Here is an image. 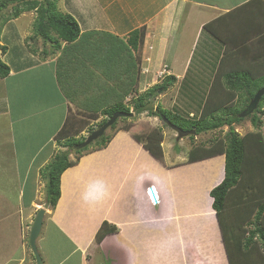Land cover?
<instances>
[{"label": "crops", "instance_id": "obj_1", "mask_svg": "<svg viewBox=\"0 0 264 264\" xmlns=\"http://www.w3.org/2000/svg\"><path fill=\"white\" fill-rule=\"evenodd\" d=\"M59 1L62 11L72 14L79 23L81 34L77 40L67 44L60 39L59 49L51 51L45 45L42 56L36 47L29 50L24 40L31 63L19 68L7 63L10 73L0 79L5 86L0 91V120L6 125L0 130V143L5 146L19 138L17 121L28 118L30 112H44L41 108L45 106L48 110L61 107V119L41 144L44 148L49 143L50 151L40 158L34 175L27 169L20 184L23 205L18 211L26 213L34 203L42 204L37 212L41 207L46 211L37 239L41 264H230L211 195L225 177L224 153L189 161L192 142L186 149V141L176 139L174 146H181L180 151L175 150L177 145L174 152L163 147L161 160L133 137V131L121 128L106 147L87 151L63 172L61 196L51 209L54 216L47 214V181L41 169L59 153L55 134L63 129V119L66 121L72 112L93 115L92 97L97 98L102 89L116 85L128 74H136L139 93L174 75L177 80L168 90H177L178 96L188 78L194 76V87H190H198L202 94L198 117L219 67L237 75L264 74V0ZM141 27L146 32L144 41L134 47L132 33ZM56 64L63 67V72L66 70L62 75L98 73V78L90 80L97 94L84 100L85 92L68 93L63 79L59 80L60 87L55 83L56 91L54 86L51 90L45 88L44 81H50L44 80L48 73L43 74V69ZM163 68L164 75H158ZM96 82H102V87ZM218 86L226 90L224 85ZM130 95L125 103L133 98ZM188 98L194 102L196 97ZM38 100L43 104L34 107ZM63 104L68 108L67 118ZM196 113L192 110L189 115L197 117ZM20 132L34 139L28 131ZM13 153L17 164L9 165L16 170V177L20 165L17 151ZM35 153L42 154L39 149ZM26 185H31L33 193L28 200ZM0 196L1 201H14L5 192ZM15 210L14 206L10 212L15 214ZM15 217L20 215L16 213ZM105 221L117 226L118 232L95 242ZM42 232L53 237L49 248L40 242ZM20 237L22 256L8 260L0 256V264L37 263L29 251L30 244L24 242L29 236L26 239L21 232ZM49 249L55 250L52 258Z\"/></svg>", "mask_w": 264, "mask_h": 264}, {"label": "trees", "instance_id": "obj_2", "mask_svg": "<svg viewBox=\"0 0 264 264\" xmlns=\"http://www.w3.org/2000/svg\"><path fill=\"white\" fill-rule=\"evenodd\" d=\"M57 1L59 0H0V10L12 6V13L8 17H4V20H0V31L8 20L18 17L22 12L37 10L39 15L35 23V30L38 37H43L51 43L55 42V49H59L60 39L67 44L74 42L81 34L79 23L72 14L59 11ZM52 33H56L58 39H55ZM145 34L144 27L134 30L131 44L137 47L143 43ZM3 49L6 50L7 46L3 45ZM45 52L47 51L45 50ZM10 70V66L0 56V77H7ZM136 78L135 73L128 74L121 82L101 91L97 98L92 97L95 103L90 107L94 112L92 116L105 115L107 118L101 123L103 125L115 112H130V105L125 103V100L128 95L134 94L135 97L132 100L137 113L148 111L151 115H159L162 118L165 116L183 129H195V135L228 125L230 128L225 139L217 136L211 139L209 146L204 143L193 145L189 153V161L221 153L225 154V177L211 190V195L214 198L213 208L218 216L229 263L264 264V133L262 132L264 95L253 112L246 116H238V111L233 113L236 108L235 99L238 102L245 100L244 110L248 108L256 92L264 86V74L259 77L249 74L237 75L236 73L223 72L219 67L201 115L198 118L190 116L186 119L178 117V115L172 117L174 114L172 115L168 109L161 106L154 109L151 104L157 92H166L173 86L177 80L174 75L164 77L161 84L149 87L143 93H139L136 87ZM240 78L245 79L246 82ZM250 79L251 81H249ZM218 85H224L226 90L223 91ZM245 118L251 119L256 130L240 135L234 124ZM116 125L117 121L111 127ZM123 129L128 131L130 126H124ZM60 134L63 136L58 137V140L65 139L64 146L77 153L87 150L92 143L96 145L95 150L104 148L114 137L113 134L103 135L79 150L78 144L85 139H77L76 135H71L64 127L60 130L59 136ZM193 136L190 134V137L193 138ZM135 138L143 143L156 158L163 159L161 129H152L141 135L135 134ZM78 161L79 158L70 159L69 151H63L54 157L50 164V179L46 186L47 203L50 207L54 208L61 196L63 172L77 164ZM115 232H118V227L105 221L97 233V240L100 242L105 236Z\"/></svg>", "mask_w": 264, "mask_h": 264}, {"label": "rangeland", "instance_id": "obj_3", "mask_svg": "<svg viewBox=\"0 0 264 264\" xmlns=\"http://www.w3.org/2000/svg\"><path fill=\"white\" fill-rule=\"evenodd\" d=\"M57 9L59 11L63 10L61 1H57ZM11 13H12L11 5L7 8H3L2 10H0V20L2 19L4 20V17H8ZM23 13L20 14L19 18L9 20L7 24H5L4 27H2L1 29L2 31H0V56L4 60V62L8 63L11 67L12 65H16L18 68L25 67V65H29L31 63L29 54L25 51L23 47L24 40L27 41V46H29L28 47L29 50L36 47L39 49L41 56H42L41 49H43L45 45H47L46 47L50 49L49 51L55 49L54 48L55 42L51 43L49 42V40L46 41L43 37H40V36L38 37L36 34L35 23L37 21V16L39 15L38 11L33 10L31 12H23ZM28 30H30V32H28ZM23 34H25L26 39L24 38L22 40ZM52 36L55 39H58L56 33H52ZM35 38L37 40H35ZM3 45H6L8 49L6 50L3 49ZM11 60H15V61H12L13 64H11ZM92 70L94 71V69ZM165 71L166 69L163 68L158 73V75L163 76ZM62 72H63V67H61L60 65L57 66V64L50 65L49 67H44L43 74L48 73L44 75V80L50 81V82L44 81L45 88H50L49 90H51V87L54 86V91H56V88H55L56 84L58 87H60L59 80L62 82V79H63L64 81L63 88H68V93L70 91H75L78 93L85 92L84 100L86 98L91 97V95L94 96L95 93L97 94L96 91H93L95 89L94 83L91 82L90 80H93L94 78H98L99 77L98 73L88 71L89 74L74 73L68 76V73H65V75H62ZM64 72H66V70ZM29 75L31 74H27V76ZM52 76H55V79ZM64 76L66 77V79L64 78ZM0 79H2V77H0ZM194 80H195L194 76L188 78V82L184 84L183 89L182 90L179 89L180 90L179 96L177 95L178 93L177 90H174V89L167 90L166 92H162V91L157 92L156 97L152 99V102H151L154 109L158 106H161L164 109H168L172 113V115L174 114L172 117L178 115V117L181 116V118H184V119L190 118L189 114L193 110L197 112L196 114L198 118V115L201 110V106L199 102H201L202 94L200 93L201 90L198 87L196 89L195 88L192 89V87H190V85L194 84ZM96 83L99 87H102L103 85L102 82H96ZM161 83L162 81L154 85L161 84ZM263 84H264V81H263ZM192 86L194 87V85ZM2 87L5 88L3 82L0 84V91L2 90ZM102 90H105V89H102ZM147 90L148 89H146L145 91ZM202 93L205 95L206 92H202ZM132 97H135V95ZM188 97H196V98H194L193 99L194 102H192L191 100H189ZM197 97L200 99H198ZM240 101L238 102V100H236L234 102V105H236V108L234 109L233 113L238 111V116H240L244 111V101L245 100H240ZM37 104H43V101L38 100V102L34 104V107H36ZM128 104L130 105V112L134 113L133 116L120 117L117 120V125L113 128L109 127L106 130L104 135H112V134L114 135L115 132H117L121 128L123 129L124 126H130V131H133L132 132L133 137H135V134L141 135L144 133H148L152 129L159 128L162 130V133H163L162 146L165 147L167 151L174 152V149L177 145L178 149H175V150L180 151L181 146H179L178 144L174 146V140L176 139L178 140L177 132L174 131L170 126H168L167 123L159 115L157 116L151 115L148 113V111H142L140 113H137L134 110V104H133L132 98H130V100L128 101ZM66 107L67 106L63 104V112H65V115L67 118L68 108ZM263 108H264V102H263ZM41 109H44V112H39V113L30 112L28 118L17 121V124L15 125V129H18L17 133H18L19 138H17V141H14V142L9 141L6 144V146L5 144L0 143V146L3 144V146L0 147V193L5 192L9 197H11L12 201L14 200L13 202L1 201L2 197L0 196V256L4 260H8L12 256L14 257L22 256L21 254L22 247L19 245L21 244L20 241L22 242L20 233L22 232V234L26 237V239L28 238V236L30 238V235H28V233L30 231V228H32L31 225L33 222V217L37 213V208H39V205H42L40 203H34L32 204V207L34 209L27 208V210H25L27 212L23 214H21V212L18 211L19 206L23 205L22 199L19 197V192H21V189H22L20 184L24 178V174L27 172V169H28V173L30 172L32 176L35 174L36 170H38L37 166L40 163V160H41L40 158L50 151L48 149L49 143H47V145L44 148L41 146V144H44L47 138L50 137V131H52V129L57 125L58 121L61 119V117H59L61 113L60 106L50 109V110L47 109V106ZM40 113H43V114H40ZM262 117H263L262 119L264 120V114H262ZM106 118L107 117L102 114H98L97 116H92V115L90 116L88 114H85V116H81V115H77V113L75 114V112H72L66 121H64L63 119V127L64 129H67L68 133H71V135H76L77 139L84 140L94 130L101 127L102 126L101 123L105 121ZM74 121L76 123H74ZM78 126H79V129H78ZM80 126L84 128L81 129ZM234 127L240 135H244L249 131L256 130V127L253 125L250 118H245L241 122L235 123ZM229 128L230 127L228 125H225L222 128L216 129L214 131L196 134V135L193 134L194 135L193 138L190 137V135H188V136L182 137L180 140L186 141L184 143L182 142L186 149L190 142H192V145H199V144L204 143L207 146H209L211 144V139H213L214 137L218 136L222 139L223 138L225 139V136L228 133ZM2 129H6L4 120H0V130ZM21 130L28 131L29 133H31V135L34 136V139L32 137L26 138L25 135L21 134L20 132ZM262 132L264 133V124L262 127ZM56 135L57 137H55V140L57 143V148L59 149V153L63 151H69L70 159L72 160H76L80 158V156H83L84 154H86L87 150L89 152V151L95 150L96 148V145L92 143L91 146L88 147L87 150L85 149V150H82L80 153H77L75 150L68 149V147L64 146L66 142L65 139L58 140V137H62L63 134L62 135L60 134L59 136V132H58L55 134V136ZM180 140H179V143H181ZM0 142H2V138H0ZM80 144H78V146ZM38 149L40 150V153L42 154L39 155L35 153ZM81 149L82 148H79V150ZM15 151H17V154H18L17 157L19 159L18 164L20 165L19 166L20 170L17 173L16 177H14L16 170L10 168V165H9L13 162L17 164V160H15V155L13 153ZM185 151L187 152V150ZM52 161L50 163H47L41 169L43 178L46 179V181L48 182L50 179V172H51L50 164L52 163ZM25 191H26L25 199L28 200L30 196L33 195L31 185H26ZM44 192L47 193V188H45ZM14 206L16 207V210L14 211L15 214L17 213V216L20 215L21 218L15 217V214L10 212L12 211V208ZM49 208H48L47 214L50 216L51 215L54 216V211L51 210L54 208L52 207H49ZM31 213L32 215H30ZM25 214L27 215L25 216ZM31 216H32V220H31ZM28 239L24 241L26 242L27 246L28 244H30V240ZM96 241L99 243L97 238L95 239V242ZM40 242L46 248H49L50 246H52L53 237L52 236L50 237L49 235L46 236V233L44 234V232H42V235L40 237ZM129 242L133 244V242L131 241ZM28 247H29V251L30 252L32 251L31 253L34 254L31 245ZM38 251H39V248H38ZM54 251H55L54 249L47 250L51 258L55 256L56 254L54 253ZM120 254L122 253L120 252ZM99 258H102V257H99ZM0 260L2 259L0 258ZM11 261L12 259H10L8 263H10Z\"/></svg>", "mask_w": 264, "mask_h": 264}, {"label": "water", "instance_id": "obj_4", "mask_svg": "<svg viewBox=\"0 0 264 264\" xmlns=\"http://www.w3.org/2000/svg\"><path fill=\"white\" fill-rule=\"evenodd\" d=\"M264 95V86L260 88L253 99L250 101L249 106L247 109L243 111V113L240 116H246L248 113L253 112L257 107L258 104L260 103L261 98ZM133 112H123V111H118L115 112L109 120L104 123L101 127L98 129L94 130L88 137L83 141L77 148H84L88 145H90L92 142L96 141L99 139L101 136H103L106 132V130L111 127L120 117H129L133 116ZM162 118V117H161ZM168 126H170L174 131L177 132L178 134V139H181L182 137L188 136L190 134H195L196 130L195 129H183L180 126L174 124L171 122L169 119H167L165 116L162 118ZM153 194H154V189H151ZM45 209L40 208L37 212V215L35 217L33 226L31 228V233H30V245L32 247V250L35 254L36 257V264H41L42 263V258L40 256V253L37 248V239L42 231L43 223H44V217H45Z\"/></svg>", "mask_w": 264, "mask_h": 264}, {"label": "clouds", "instance_id": "obj_5", "mask_svg": "<svg viewBox=\"0 0 264 264\" xmlns=\"http://www.w3.org/2000/svg\"><path fill=\"white\" fill-rule=\"evenodd\" d=\"M153 197L156 199L155 203H158V201H159L158 197L157 196L155 197V195Z\"/></svg>", "mask_w": 264, "mask_h": 264}, {"label": "built area", "instance_id": "obj_6", "mask_svg": "<svg viewBox=\"0 0 264 264\" xmlns=\"http://www.w3.org/2000/svg\"><path fill=\"white\" fill-rule=\"evenodd\" d=\"M154 202H155V198H153Z\"/></svg>", "mask_w": 264, "mask_h": 264}]
</instances>
